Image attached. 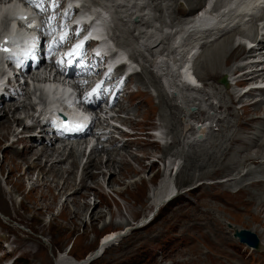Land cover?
<instances>
[{
	"label": "rangeland",
	"instance_id": "374dc122",
	"mask_svg": "<svg viewBox=\"0 0 264 264\" xmlns=\"http://www.w3.org/2000/svg\"><path fill=\"white\" fill-rule=\"evenodd\" d=\"M96 1L104 3L103 0ZM146 1L156 11L153 14L160 21L159 31L164 30L165 34L171 35H168L166 41L163 40L162 45L158 44L150 49V52L156 54V49L163 46L172 63H182L184 54L192 44L185 38L181 40V44L178 41L173 44V35L176 37L177 32L166 24L172 22L174 26L179 23L181 17L188 15L187 11L195 12L205 0ZM110 10L112 11V7ZM111 21L120 43L127 46L129 51L132 47L133 52L138 47L143 62L152 59L150 53L143 51L138 42L133 45L131 27L125 20H117L113 13ZM162 26L164 27L161 28ZM166 27L171 30L166 31ZM227 37L206 44L200 52L198 50L190 68L198 90L192 92L191 88H180L182 82L177 86L186 96L187 93L189 97L199 95L192 98L200 106V112L193 108V117H209L214 121L209 123L210 129L200 142L196 143L192 138L186 143L183 141L185 135L181 134V145L169 144V137L166 136L169 130L175 129L178 136L182 129L179 121L181 102L172 97L174 110L166 104L161 103L163 106H160L157 90L154 88L158 85L156 83H159L160 94L163 93L166 97L167 93L161 88L160 78L157 77L156 80L144 70L137 71L139 79L137 76L131 78L130 89L137 94L133 96L129 113L121 116L129 120L126 123L131 122L127 126L137 134L140 131L146 134L159 129L163 131L164 138L161 136L155 142L152 136L142 134L138 140L135 137L128 138L131 140L130 144L125 147V151H119L118 155L91 156L90 166L94 165V161L96 168L99 167L98 162L103 163L107 158L114 160L113 169L106 162L108 165H101L99 170L104 174L108 171L109 175L111 170V179H118L114 184L111 179L107 180V174L104 177L97 176L94 180L93 175L98 170L91 167L83 170V175L86 172L94 181L86 179L87 176L84 175L83 182L79 184L77 181L82 172L79 173V168H76L78 155L74 158V166H70V159L57 166L54 171L47 170V166L42 167L40 160L34 161L32 165L16 162L13 155L7 154L5 149L8 135L20 128V125L13 124L12 119H21L22 116L17 113L8 123L1 125L0 236H8V239L0 242V257L11 261V258L18 256L17 264H67L68 259L59 260L63 254L66 258L83 259L97 249L100 238L106 233L127 228L130 229L128 233L91 264H264L262 258H259V254L264 258V211L257 204L260 202L264 206V192L258 186L253 187V184L250 185L251 188L248 187L251 180L264 178V170L262 167L247 165L250 158L260 160L264 157V122L255 121L257 124L247 128L244 126L248 124L243 122L245 120L252 123L255 116H264V94L237 101L232 87L223 88L218 84L221 73L224 76L226 72L235 69V72H242L239 67L237 70L235 59L244 52L234 48L237 39L232 41ZM172 54L176 61L172 59ZM166 60L165 58V65ZM155 66L151 69L158 75L160 66ZM166 68L168 78V67ZM214 75V79L209 78ZM175 77L178 79L176 75ZM152 78L155 79V84L151 82ZM150 82L154 85L150 86ZM159 100L162 102L161 97ZM252 100L263 102L246 108L244 112L240 105L251 103ZM138 102H141L140 106ZM218 106L221 107L220 110H217ZM134 107L137 108L136 114L131 116ZM160 115L164 117L163 123L160 122ZM215 119L218 121L215 122ZM181 121L186 122V119L182 117ZM194 123L191 120L192 127H196ZM163 147L168 148L167 156L179 158L176 160L179 165H176L177 169H174L171 180V188L174 187L179 197L175 202L160 208L149 225L138 229L136 227L142 223L141 218L153 211L151 189L162 178V161L168 159L163 156ZM12 152L16 155L14 150ZM248 169L253 173L251 171L249 176H244ZM35 171L42 176V182L38 186H34L38 174L35 175ZM222 179L227 181L221 184L219 181ZM194 187L197 190L187 191ZM239 187H244V192L247 193H236ZM73 191L75 193L72 195ZM250 199L256 202L251 203L248 201ZM229 226L253 233L261 242V253L249 252L233 241ZM167 235L171 241L167 239ZM156 244L161 249L151 248ZM146 247H150L152 251L147 259ZM8 249L10 254L7 256ZM12 251L14 253L11 256ZM0 264H3L1 260Z\"/></svg>",
	"mask_w": 264,
	"mask_h": 264
},
{
	"label": "bare ground",
	"instance_id": "6f19581e",
	"mask_svg": "<svg viewBox=\"0 0 264 264\" xmlns=\"http://www.w3.org/2000/svg\"><path fill=\"white\" fill-rule=\"evenodd\" d=\"M234 1L235 0H213V5L216 7V9L213 12L203 13V12H200L199 11L200 12L199 14L196 13L194 15H191V18L190 19H183L181 22H179V27L180 28H179L178 32H179V34H181L180 39L182 40L183 38H185V40H187V39L190 38L189 39V42H191V44H192L191 47H189V51L186 53V56L188 58H191L192 55H194L198 50L200 52V49L201 48L203 49V46H205L206 44H208L207 43V41H208L207 40V36L205 34H203V35L201 34V32H203L202 27H204L205 25H212V29L215 30V28H213V25L217 23L216 22V19L221 14H223V13H221V12H223V10H225L227 7L228 8L232 7V5L234 4L233 3ZM74 2H79V1L78 0H74ZM103 2L106 5H109L110 4L111 7L114 6L115 13H119L118 15L120 17H123V16L127 15L128 18H130V19L133 18V17L136 19L135 23L133 24L132 28L130 29V37H132V43H133V45H135L136 42H138L139 45L142 47L143 51L149 52L150 55H151V58H152L148 62H143V70L146 73L148 72L149 75L151 77H154L156 80H157V77H158V79L160 78L162 87H165V90L167 92L166 95L168 97L167 96L165 97V95H163V93L160 94L161 91H158V85H159V83H156V81H154L155 79L152 78V81L151 82H154V84L155 83L158 84L157 86L154 87L157 90V100L159 102L158 104H160V106H163L162 104H166L167 106L170 107L171 110L172 109L174 110L173 103H172V97H173L175 99H179V101L181 102L180 105H182L181 107L184 108V110L180 111L181 114L179 113V121H180L181 128H182V129L180 128L181 129V132H179V135L177 136L176 130L175 129H170L169 130V133H168L169 135L166 134V136L169 137V141H170L168 143L169 144H172L173 143L175 146L176 145L177 146L181 145L182 144L181 141H180L181 134H184L185 135L184 138H183V141H185L186 143H188L189 140H193L192 138L195 136L194 135V129H195V127H192L191 120H194L195 123L193 125L197 126V124H199V122L202 123V122H204V121H206L208 119L205 118L206 120L203 119V121H200L201 118H198L197 119V118L193 117L192 112L189 111V108H196L197 112H200V106H198V103H195V100L192 99V98L198 97L199 95L193 96V97H189L188 96L189 94L186 92V89L184 91L187 93V96L182 91V89L180 90V88H182V87L183 88L184 87H187L190 90V87L192 86L191 90L193 89L192 90V92H193V91H196L195 89L197 88V85L196 84H193L194 83V78L192 77L193 75L191 76V71L192 70L190 71V67L187 70L186 69L184 70L185 65H187L186 64V61L185 62L183 61L182 63H175V62L172 63V60H171V58L168 55L167 49L165 47H163V46L158 47L156 49V52L157 53L156 54L154 53L155 55L152 53V51L150 52V49L158 46V44L159 45H162L164 43L163 40L166 41L168 35H170V34H165V31L164 30L163 31H159V28H160L158 26V21L159 20H157L156 14L155 15L153 14V12L155 11V9L146 0H103ZM153 2L155 3V1H153ZM252 2H253V0H249V1H247L246 4L245 3H242L241 6H240V8L234 7V9L232 10L233 14L236 15V14H242V13H244V11L247 10V7H249V6L252 5ZM139 6L140 7L142 6L141 9H137ZM131 8H132V11H131L130 15H128L127 14L128 13V10L131 9ZM136 10H138V11H136ZM120 17H119V20L122 21V18H120ZM242 17H243L242 15H237V19H239V20H241ZM172 24H173L172 22L171 23L169 22V24H166V26L173 28V25ZM169 25H172V26H169ZM163 27L164 26H162L161 28H163ZM167 27H166V31L167 30H171V28L170 29H167ZM229 34L230 33H228V34H221V36L218 37V39H225V37H226L225 35H229ZM173 39H172V41H173ZM180 39H178V40H180ZM226 39H230V37H227ZM237 40H238V38H237ZM178 42L180 43V41H178ZM237 48L241 49V47H236V49ZM131 56L133 58H138V59L139 58H142V54L139 51V48L138 47L135 48V52H132L131 51ZM156 56L159 57V58H157ZM187 57H185V59ZM165 58L167 59L166 60V65H165V62H164V59ZM172 59H174L176 61V57L173 56V54H172ZM247 59H249V58L240 59L239 62H238V64H237V66H236V68L239 67V64H241V63L246 64L248 62ZM155 64H157V65L160 66V67H158L159 68V71H160V72H158L159 73L158 75L151 69L153 66H155ZM166 66L168 67V74H169V77L168 78L169 79L166 77V74H165V71L167 70ZM253 66L254 65L249 66V67H239V68L241 70L248 69V70L251 71L252 68H254ZM146 68H149L150 71L147 70ZM235 70L234 71H228V72L225 73V75H229V76L232 75V76H234L236 72H239L238 68H237L238 71L235 72ZM178 71H179V75H178V79H177L175 77V74ZM214 77H215V75L212 76V77L209 76L210 79H212V78L214 79ZM216 77H218V76H216ZM219 77L222 78L223 77V74L221 73L219 75ZM241 77L242 76H239L237 78L239 80H241L240 79ZM256 77H259V76H256ZM137 78H138V76H137ZM181 79H184L188 83H186V85L184 83H182L183 85L180 84L181 83L180 82ZM177 81H179V82H177ZM151 82H150V86L154 85ZM179 84L181 85L180 88L177 87V86H179ZM190 84H191V86H190ZM194 86H195V88H194ZM254 93L261 94V93H264V90H259V89L252 90L251 94H248V96H251ZM163 96H164V98H163ZM160 97L162 99V102L159 100ZM241 98H243V96L238 97L237 100H240ZM101 101L102 100L100 99V102ZM4 103L6 105H8V104L12 103V101H10V102L9 101L8 102L4 101V102H2L0 104V121H2V119H3L2 123L0 124V126L3 125V124L8 123L9 119H12L15 116V113L20 112V111L25 112L26 109L28 110V109L31 108L29 104H27V107L24 104H17V106H15L14 108H11V109H9V108H3V107L1 108V106ZM260 103L261 102H259V101H255V102L253 101L248 106H243L242 108H243V110L245 112V109L246 108H250V107H253V106H257ZM98 105H99V103L98 102H95L92 105V107L93 108H97ZM11 106H13V105H11ZM220 109H221V107L218 106L217 107V110H220ZM183 112H185L186 114L183 115ZM187 113H190L191 115H188ZM199 115L202 116L201 113ZM194 116H195V113H194ZM182 117L184 119H186V122H183L184 120L181 121ZM159 119H160V122L161 123H163L165 121L164 120V117L162 115H160ZM12 120H13L12 122H18L19 121V119H14V118ZM252 120H254V122L256 121V122H261L262 123V122H264V117L263 116H257V117L255 116L254 119H252ZM217 121H218V119H215V122H217ZM243 122H244V124H249L250 123V122H246L245 120H243ZM101 127L109 128V129H105V132L104 133H100L99 134V137L101 139H103L102 141H100V143H104V144L110 145V148L96 147L94 149V151H97L96 154L101 155V157H109V156H112L114 151H116L118 153V151L120 149L119 150L114 149V148H112L113 145L110 144V141L114 140V135H112V133L114 131H118L117 128H110L109 126H106L105 121L103 122V125ZM191 132L193 133V135L191 134ZM203 132H204V129H202L199 132V135L197 136V139H199V137H201L203 135ZM42 134L45 135L44 132H42ZM44 137L45 136H43V138ZM28 142H30V144L28 145V147L22 153L23 154H28V155H33L35 157V160H32L31 162H34V161H37L38 162L39 159H43L44 162L45 161H48L49 159H54V160L51 161V164L47 166V170L51 169L52 171H54V169H56V167L58 165L64 163V161H61L62 158H60L63 155L62 154V151L57 150L55 148V146L53 147V141L49 140L48 138L43 139V140L42 139L40 140V147L39 148L37 146H35L31 142V140H29ZM178 142H179V144H178ZM125 147L126 146L123 147L124 149L122 151H125L126 150ZM167 149L168 148H166V147H163V149H162L163 156L168 158L165 162L162 161V168H163L162 178L159 180V182H157V185H156L157 187L155 186L156 188L154 187L153 189H151V191L153 190L151 192V195H150V197L152 198L151 200H153L152 204L154 203V206L153 207H157L158 204H161L162 201L164 199H166L172 193V189L174 188L173 186L171 188L172 183H171V180H170L171 179L170 178V176H171L170 174H171L172 170L177 169V166L176 165H179V164H178V162L176 160L177 159L179 160V158L178 157L177 158L174 157L172 159L173 156H170V155L167 156L168 155V150ZM183 149H184V146H183ZM6 151L8 152V149H6ZM176 152H174V155L175 156L177 155V154H175ZM66 154L69 155V157L71 159L70 160V166H72V165L74 166L75 165L74 158L76 157V154H78L77 151L74 152V148H70L68 151H66ZM81 155L83 156L82 153H81ZM115 155H116V153H115ZM91 160L92 159H89L88 160V163L83 167L82 170H86L88 168L89 163H90ZM113 161H112V159H108L107 158L103 163L98 162L99 167H97V168H96L97 164L95 165V162L93 161L94 165H92V167L91 166L90 167L92 169H94V170L95 169L98 170V172L95 173L96 175L95 174L93 175L94 176V180L96 179L97 176H101V177L106 176V174L108 173V171H106L105 174L103 172L99 171L100 168H101V165H102V167H104L105 165H108L107 163H109L110 169H113V167H112L113 166ZM257 162L259 163V165L261 164V161L260 160H256V159H251L250 158L249 161H248V163L249 164H252V165H255ZM42 167H45V163H43ZM110 169H108V170H110ZM84 175L87 176L86 179H89L90 178V180H92V178H91L92 176H88L86 172H84ZM84 175H83V172H82L81 173V176L78 179V183L79 184H80V182H83V177L82 176H84ZM111 175H112V173H111V170H110V175L107 174V180H108V178L111 179ZM116 179L117 178L114 177L113 179H111L112 180L111 182L114 184ZM41 180H42V176H41V173L39 172L37 174V178L35 180V185L34 186H38L37 184L40 185L41 182H42ZM94 180H92V181H94ZM116 181H118V179ZM235 182H236V179H235L234 183ZM262 182H264V180H261V181H258L257 180V181H253L252 183L250 182L249 185L253 184L252 186H258V187L261 188V191L264 192V184H262ZM108 183L110 184V182H108ZM242 189H240V191ZM74 193L75 192L73 191V193H71V194L73 195ZM241 193L244 194L245 193L244 190ZM150 197H148V198H150ZM248 201H250L251 203L253 202L252 200H248ZM257 204H258V208H261V209L263 208V211H264V206H262V203L258 202ZM234 229H236V228H231L229 230L230 233H233V230ZM129 230L130 229L125 228L124 230H113V231H111L109 233H106L103 237L100 238L99 244L97 246V249L94 252H92L90 255L86 256L85 258L88 259L91 255L97 254L100 251H102V253H103L106 249H109V248L115 246L121 240V237H124L126 235V233H128ZM102 253L100 255H102ZM62 258L63 259H68L69 262H67L65 260L67 262V264H81V263H83V261L85 259V258H83V259H80V260H74L72 258H66L64 254L61 257H59V260L62 259ZM66 262H64V263H66Z\"/></svg>",
	"mask_w": 264,
	"mask_h": 264
},
{
	"label": "water",
	"instance_id": "95a60500",
	"mask_svg": "<svg viewBox=\"0 0 264 264\" xmlns=\"http://www.w3.org/2000/svg\"><path fill=\"white\" fill-rule=\"evenodd\" d=\"M220 81H221L223 86L226 85L225 82H222L223 80H220ZM229 228L231 229L233 227L229 226ZM232 237L234 239H237L239 243H243V244L247 245L248 247L258 248V240L249 231L234 229L233 233H232ZM100 254H101V251L98 252L97 254L91 255L88 259L85 258L83 263H81V264H89V263L93 262L94 260H96L99 257Z\"/></svg>",
	"mask_w": 264,
	"mask_h": 264
},
{
	"label": "snow or ice",
	"instance_id": "6c2138e0",
	"mask_svg": "<svg viewBox=\"0 0 264 264\" xmlns=\"http://www.w3.org/2000/svg\"><path fill=\"white\" fill-rule=\"evenodd\" d=\"M27 2H29V3H35V0H27ZM36 6L39 7L38 4H37ZM5 43H6V42H5ZM77 47H79V45H78ZM0 51H3V52H5V53H7V52L9 51V49L6 48V47H0ZM95 90H96V89H93V92H95ZM88 95H91V93H89Z\"/></svg>",
	"mask_w": 264,
	"mask_h": 264
}]
</instances>
